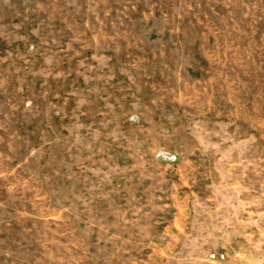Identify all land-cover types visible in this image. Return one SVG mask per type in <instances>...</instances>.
<instances>
[{
    "label": "rangeland",
    "instance_id": "rangeland-1",
    "mask_svg": "<svg viewBox=\"0 0 264 264\" xmlns=\"http://www.w3.org/2000/svg\"><path fill=\"white\" fill-rule=\"evenodd\" d=\"M0 264H264V0H0Z\"/></svg>",
    "mask_w": 264,
    "mask_h": 264
}]
</instances>
